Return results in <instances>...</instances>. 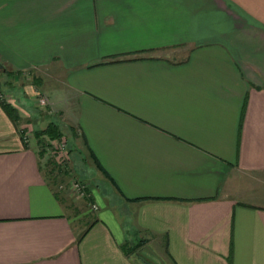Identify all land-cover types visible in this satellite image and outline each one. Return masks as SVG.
Returning <instances> with one entry per match:
<instances>
[{
    "label": "crops",
    "instance_id": "1",
    "mask_svg": "<svg viewBox=\"0 0 264 264\" xmlns=\"http://www.w3.org/2000/svg\"><path fill=\"white\" fill-rule=\"evenodd\" d=\"M0 62V264H147L138 237L163 264H264V0H0ZM50 123L113 189L96 215L28 133Z\"/></svg>",
    "mask_w": 264,
    "mask_h": 264
},
{
    "label": "rangeland",
    "instance_id": "2",
    "mask_svg": "<svg viewBox=\"0 0 264 264\" xmlns=\"http://www.w3.org/2000/svg\"><path fill=\"white\" fill-rule=\"evenodd\" d=\"M7 80H8L7 79V75L4 72H2V70H1L0 71V101H4L5 100L3 91H5L6 97H10L9 95H7V93L9 92V88L13 89V87L10 85V83ZM41 99L44 100V103H40ZM35 101H36L35 103L38 104V106H40L42 108L45 107V106H48V104H49L48 98L45 95H42V94H36L35 95ZM30 103H32V102L30 101ZM34 108L36 109V107H34ZM32 110L35 111L34 109H32ZM14 114L16 115V118H17L16 119V123H14V125L18 127L21 124L20 123L21 118L19 117L17 111H15ZM35 132H36V130L34 132L29 131L28 133L30 135L32 133V135H34L36 137ZM19 134H21L22 137L24 136L23 132L21 130L19 131ZM25 137H27V136L25 135ZM24 140H25V138H24ZM60 140H64L65 144H66L67 153L65 154L66 155L65 158H66L67 162L65 160L66 163L62 166L60 164V162L56 161V157H59V155L57 153H53V152L51 153V152L46 151V160L44 161V165L46 164V168H50L51 169V176L55 178L53 180L55 181V187L56 188H57V185H59V183L65 182L64 180H67L66 176H68V175L64 176L65 174L64 175L61 174L62 169L67 170V168H68V170L72 171L73 175H75L77 178H79L80 180H83L85 183H87L88 197L90 196V198L85 197L84 199H81L80 197H77L76 195L72 194L71 191L69 192V190H68V192L71 195H73L74 199L82 200L84 202L83 205L78 206V208H76V210L78 209V212H87L88 214H85V215L86 216L88 215L90 217L92 215H96V212H98L100 210V206L94 201V193L91 191V188L93 187V185L96 186L97 187V191H99L102 196H104V197L105 196H107V197L109 196L110 198L113 197L112 194H111V193H113L112 192L113 189L109 187L110 190L109 191L106 190L107 188H105L103 186V184H100L95 177L93 179L92 176L89 173H88V175H87V177L85 179L84 178L82 179L79 176V174H80L79 171L80 170L78 171V169H76L75 165L72 163L73 159L71 158L72 156H70L69 146H68L66 138L65 137H61L59 139V141ZM56 143H57V141H55L53 143H48V141H47L46 145L48 144L47 147H49L50 150H53V146L57 145ZM51 145H53V146H51ZM61 156L63 157V155H61ZM81 174H83V173H81ZM98 174H99V172H98ZM102 177H105V176L102 174ZM250 183H252V182H250ZM89 202L95 204L98 207L97 210L93 211L91 209V207H90ZM141 240H142L141 237L140 238L139 237L138 238H134V239H131L129 241L127 240V242H125V248L126 249L127 248L131 249L132 251H134L147 264H163V261H162L163 255L160 254L159 252H157L156 249H153L152 246H147L146 247L144 244L140 245Z\"/></svg>",
    "mask_w": 264,
    "mask_h": 264
},
{
    "label": "built area",
    "instance_id": "3",
    "mask_svg": "<svg viewBox=\"0 0 264 264\" xmlns=\"http://www.w3.org/2000/svg\"><path fill=\"white\" fill-rule=\"evenodd\" d=\"M40 103H44V100L41 99L40 100ZM57 145L53 146V150H50L48 146V144L46 145L45 144V150L48 151V152H53V153H57L59 155V157H56V161L57 162H60V164L63 166L67 160H66V153H67V150H66V144H65V141L64 140H58ZM55 148V149H54ZM63 155V157L61 156ZM66 160V162H65ZM61 174L66 176L67 177V180H64L65 182H61L59 183V185H57V189L58 190H69V192L71 191L72 194L76 195L77 197H80L81 199H84L85 197H88V191H87V183H85L83 180H80L79 178H77L75 175L72 174V171L71 170H64L62 169L61 171ZM90 198V196L88 197ZM90 207L91 209L94 211V210H97V206L93 203H90Z\"/></svg>",
    "mask_w": 264,
    "mask_h": 264
},
{
    "label": "trees",
    "instance_id": "4",
    "mask_svg": "<svg viewBox=\"0 0 264 264\" xmlns=\"http://www.w3.org/2000/svg\"><path fill=\"white\" fill-rule=\"evenodd\" d=\"M1 106L4 108V111L12 119V121H14V123H16L17 118H16V115L14 114L15 109L12 108L10 105L5 104V103H1ZM35 135L38 139H40V141L43 137H47L49 140H56V141H58L61 137H65L67 140V143L69 141L67 138L68 136L64 135L63 131L60 130L59 126L56 123L48 124L46 126V128L41 129L39 131H36ZM96 166H97V168H99V170L102 171V173L105 175V177H107L106 173L101 169V167L98 163H96ZM109 180H110L111 184L113 186H115V184L112 182V180L111 179H109ZM125 251H126V253L133 252L131 249H128V248L127 249L125 248Z\"/></svg>",
    "mask_w": 264,
    "mask_h": 264
},
{
    "label": "water",
    "instance_id": "5",
    "mask_svg": "<svg viewBox=\"0 0 264 264\" xmlns=\"http://www.w3.org/2000/svg\"><path fill=\"white\" fill-rule=\"evenodd\" d=\"M4 68H3V65H2V63L0 62V71L1 70H3Z\"/></svg>",
    "mask_w": 264,
    "mask_h": 264
}]
</instances>
